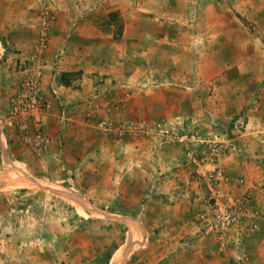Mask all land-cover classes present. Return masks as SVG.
<instances>
[{
	"label": "rangeland",
	"instance_id": "374dc122",
	"mask_svg": "<svg viewBox=\"0 0 264 264\" xmlns=\"http://www.w3.org/2000/svg\"><path fill=\"white\" fill-rule=\"evenodd\" d=\"M95 1L106 7L114 0ZM122 1L133 16L177 19L172 24L180 49L174 55L168 56L167 48L149 51L146 59L132 48L133 64L150 67L164 60L168 67L170 77L135 76L142 92L169 85L163 115H155L157 104L149 118L132 110L137 99L132 77L120 81L108 103L82 107L68 101L54 107L61 92L57 80L71 92L81 89L75 70L52 74L46 82L43 59L64 16L58 10L65 12L55 6L64 1L0 0V26L10 27L9 35L0 37L16 47L25 30L33 42L30 52L19 46L0 59V132L8 140L6 158L0 146V264H96L101 252L107 258L126 243L130 229L117 218L130 216L136 237L142 228L146 241L118 248L123 251L119 264L143 259L174 264L186 252L177 264H264V0ZM200 63L202 75H197ZM33 84L38 106L28 110ZM124 109L130 116L121 115ZM209 110L215 112L209 115ZM54 113L55 123L49 124L47 117ZM38 134L49 139L42 152L34 140ZM143 142L165 151L156 157L153 149L148 166L126 172L117 188L110 182L109 164L132 157ZM107 144L114 147L104 153L101 147ZM85 153L90 154L81 159ZM234 158L254 165L255 180L234 170ZM175 176L182 179L181 187L173 183ZM34 178L86 205L32 185L28 179ZM132 206L136 209L126 211Z\"/></svg>",
	"mask_w": 264,
	"mask_h": 264
},
{
	"label": "crops",
	"instance_id": "0c3cea01",
	"mask_svg": "<svg viewBox=\"0 0 264 264\" xmlns=\"http://www.w3.org/2000/svg\"><path fill=\"white\" fill-rule=\"evenodd\" d=\"M59 1H64V2H59L58 6H55V8L59 7V9H63L65 12H61V10H58V13H62L64 14V16L62 17L61 21H58L59 26L57 27V29L59 30V32L58 35L56 36L55 34L53 38L52 49H50V52L46 54V56L43 59L44 61L43 63H45V67H46V73L48 75V80L46 79V82H49L52 79L53 77L52 74L56 75V73L62 72L64 70H70V71L75 70L79 75L78 77L79 80H77V84L81 85V89L76 90L75 92H71V88L66 87L65 83H63L62 80L60 81L57 80L58 88H60L61 92L58 98L54 97L53 99L54 107L56 106L58 107L63 103H67L68 101L71 102L69 103V105L71 104L73 105L75 101L82 102L81 105L82 107L89 102L90 103L94 102L95 104H97V102L98 103L100 102L101 104L108 103L116 98L117 96L116 93H117V89L119 88L118 85L120 81L130 80L129 82H131V77H132L134 78L133 81L135 88L134 94L137 98L135 100V104L131 106L132 110L133 111L135 110V112H137L139 115L145 118H149L148 116L151 117L153 113L150 112L149 114L148 112L152 111L151 107L157 104V106H159V109L157 108V112H155V115L156 114L163 115V113L165 112L163 110L164 106H167V103L170 102V99H167V93L165 92V90L168 88L169 85L161 83L155 86L157 88H154V86L151 85V88L150 87L147 89L145 88L142 92V89L140 91L138 90L139 81L136 80L135 76L136 75L139 76L140 74L152 75V72H155V74H160L162 78L166 76L170 77L171 76L169 74L170 72L167 70L168 67H165L164 60H160L159 62L155 63L154 66H150V67L146 66V62H140V64L137 65L136 63L133 64L131 59L132 50H133L132 48H134L136 52L139 51L140 55L142 54L147 55L146 59L148 58L151 52L154 53L159 50L163 51L166 50L167 48H170L172 51V53H170L168 56L174 55L173 51L176 49H180V43H179L180 34H178L174 30L172 24V23L175 24L177 19L171 18L170 21L164 20L161 22H157L159 21L158 17L157 18L146 17L145 19L140 16H133L132 14L127 13L125 9L127 4L122 0H114L113 2H109V5L106 7H104L102 3L96 4L95 0H87V1L59 0ZM76 1H79V4L75 3ZM171 1L172 3H174L175 0H171ZM86 7L88 8L87 10L85 9ZM172 7H176V5H172ZM69 9H74V10L70 11ZM111 12H114L112 16H110ZM178 23H180L179 20ZM118 27H121V32L118 29ZM4 28L3 26H0V35L2 36L4 35L5 32L8 34L7 30H10V27L9 28L4 27ZM11 30L15 31L17 30V27L12 26ZM17 31L20 32V29ZM19 35L21 37L16 41V47L14 46V44L8 43L7 39H4L2 36L0 37V59L5 52L7 53L15 48L19 49V46L20 48L23 47L22 49H25L26 51L30 52L33 42L28 41L27 37L29 35L25 33V30L24 32H20ZM101 41H103L102 44H100ZM57 42H59V44H57ZM63 54H65L66 57L65 56L60 57V55ZM201 62H202V58H201ZM201 64L202 63L198 65L199 71H197V75H202ZM132 66L134 68L133 69L134 73L131 74L130 72L132 71ZM56 68H57V72H54V70L56 71ZM121 75H123L122 79H120ZM155 80H158V78ZM207 81H209L208 78ZM152 87L154 90L152 89ZM136 90L138 92H136ZM216 96L218 95L216 94ZM138 98H141V101L139 103H138ZM209 112H210L209 115H211V113H214L215 111L209 110ZM55 115H57V113H54V115L52 114L48 115L47 120L49 121V124L55 123V119H56ZM100 115H102L101 112L99 115H97L96 118L99 119L101 117ZM121 115L124 117L130 116V109L129 110L124 109ZM0 123H1V113H0ZM0 127L2 128L1 125ZM256 132L257 131L253 133ZM101 140H103L102 137ZM7 144H8V140L5 138L4 131H1L0 146L2 147L1 148L2 158L4 157L6 158L4 148L6 147ZM107 145L108 146L101 147L103 148L101 149L102 152L109 153L110 150H112L111 146L113 145H109V144ZM142 145L143 146L138 147L139 150L135 153V155L132 154L133 155L132 157L125 156L126 158L124 160L122 159V161L118 162V164L117 163L109 164V167L111 166L109 172L110 170L113 171L112 175L109 174V178L111 179L110 182L113 181L114 183H116L117 188L121 186L123 175L126 172L133 173L135 169L138 168L142 169V167H147L149 164V159L153 160L155 156L157 157L161 152L165 151V149H159L157 151L158 148L157 149L155 148L157 147V145L150 142L149 143L143 142ZM89 148H93L95 150V145H91ZM153 149H155L156 155L153 153ZM102 152L100 151V153ZM86 154L89 155L90 153H85V155H83L81 159L84 158ZM165 157H166L165 155L162 156V158H160L159 161L161 162ZM230 162L234 163V167H233L235 168L234 170L240 171V173H249L248 176L254 179L253 174H254V170L256 169L254 168V165L251 164L250 166L246 160L235 159V158L232 159ZM77 166L80 167V163H78ZM114 166H118V168L113 170ZM150 166L155 167L154 165H150ZM133 178L139 180V178L136 176ZM181 180L182 179H180L178 176H175L172 179L173 183H175L178 187L182 186V184H180ZM115 192H118L117 194L118 196H115L117 200L116 202L117 204H120L119 201L121 202L122 196H120L118 189ZM132 192H136V191L134 190ZM258 194L259 196H262L261 192H259ZM185 195H188V193H186ZM122 203L125 204V202ZM261 205L264 206V196H262ZM140 207L142 208V206L139 207L137 206V209H140ZM133 209H136V207L133 208L132 206V208L130 209L128 208L126 209V211L132 212ZM143 209L141 213L144 212ZM123 214H124L123 216H125L127 213L124 212ZM130 217L131 220L132 218H134L133 216ZM117 219L124 221L123 223L124 226H128V228L130 229V234L128 236V239L126 243H123L122 245L126 244L128 248V246L132 245V243L135 240H138L136 243H140V245L146 241V233L145 231L142 230V228L139 227L140 235L136 237V234L134 232L135 225L134 223H132L130 219L129 220H122L121 218H117ZM139 226H143V225H139ZM125 233L126 232H124L123 234ZM122 245L119 246L117 245V247L115 246L112 255L109 252L107 258L104 256L107 253L101 252L100 255L96 257L97 260L96 264H110V261L114 253ZM201 252H204V249H202ZM127 254H128V249L125 251V255H124L126 259H128ZM185 255H189V254H187L186 252ZM184 256H182L181 258L179 256H176L174 258L173 263L177 264V262H179L180 259H183ZM129 258H131V256ZM91 263H93V261H91L90 264ZM139 263L148 264V261L146 262V260L143 259L140 260Z\"/></svg>",
	"mask_w": 264,
	"mask_h": 264
},
{
	"label": "built area",
	"instance_id": "2783aa9c",
	"mask_svg": "<svg viewBox=\"0 0 264 264\" xmlns=\"http://www.w3.org/2000/svg\"><path fill=\"white\" fill-rule=\"evenodd\" d=\"M33 86H34V92H33V95H31L32 96L31 97L32 100H30V103L25 106V108L26 109L28 108V110H32L34 108H37V106H38V99H36V93L38 94V87H37L36 84H33ZM35 87H37V89ZM31 101H32V103H31ZM34 140L36 141V144L38 145V147H39V149H40L41 152L44 150V148L47 147L48 142H49V139L46 138V136H44L42 134L36 135L35 138H34Z\"/></svg>",
	"mask_w": 264,
	"mask_h": 264
},
{
	"label": "water",
	"instance_id": "95a60500",
	"mask_svg": "<svg viewBox=\"0 0 264 264\" xmlns=\"http://www.w3.org/2000/svg\"><path fill=\"white\" fill-rule=\"evenodd\" d=\"M29 180V183H31L32 185H35V186H38V187H41V188H44V189H48L54 193H57L59 195H62L63 197H66L68 199H70L71 201L73 202H76L77 204H85L86 205V202L83 201V200H78V199H75L65 193H61V192H58L52 185L51 183L47 182L46 180L44 179H28ZM100 212L104 213L105 212L103 210H100ZM107 215V214H106ZM109 216V215H108Z\"/></svg>",
	"mask_w": 264,
	"mask_h": 264
},
{
	"label": "bare ground",
	"instance_id": "6f19581e",
	"mask_svg": "<svg viewBox=\"0 0 264 264\" xmlns=\"http://www.w3.org/2000/svg\"><path fill=\"white\" fill-rule=\"evenodd\" d=\"M138 226V225H137ZM136 226V227H137ZM123 247V246H122ZM123 249V248H122ZM125 251V250H124ZM122 253H123V251H121V250H118L115 254H114V256H113V258L111 259V264H119V262H120V260H121V257H122Z\"/></svg>",
	"mask_w": 264,
	"mask_h": 264
}]
</instances>
